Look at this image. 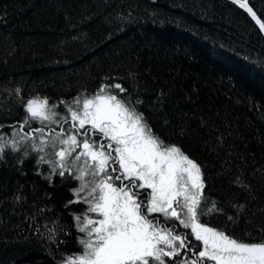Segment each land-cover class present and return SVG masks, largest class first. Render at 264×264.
I'll use <instances>...</instances> for the list:
<instances>
[{
    "label": "trees",
    "instance_id": "1",
    "mask_svg": "<svg viewBox=\"0 0 264 264\" xmlns=\"http://www.w3.org/2000/svg\"><path fill=\"white\" fill-rule=\"evenodd\" d=\"M249 3L264 17V0ZM259 60L264 38L225 0H0V131L24 115L4 88L71 101L94 92L105 76L125 77L120 82L143 99L139 110L154 131L202 165L207 196L225 209L204 221L237 237L259 236L264 70L251 62ZM19 155L0 161V264H61L81 250L73 215L85 206H65L78 182H50L36 153L22 164ZM238 172L250 191L231 183ZM233 201L244 205L234 223L227 220L236 213ZM45 224L59 226L55 243Z\"/></svg>",
    "mask_w": 264,
    "mask_h": 264
},
{
    "label": "snow or ice",
    "instance_id": "2",
    "mask_svg": "<svg viewBox=\"0 0 264 264\" xmlns=\"http://www.w3.org/2000/svg\"><path fill=\"white\" fill-rule=\"evenodd\" d=\"M230 3L247 13L264 36V17L249 0ZM251 62L264 70V60ZM123 79L105 76L94 92L84 90L71 101L26 97L19 86L2 89L6 99L15 97L24 115L8 126V133L0 131V161L19 153L22 164L21 157L36 153L37 164L49 167L50 182L54 176L78 182L65 206H85L73 215L81 250L61 264H264V228L259 236L237 237L204 221L225 209L207 196L202 165L154 131L139 110L143 99ZM164 96L161 90L157 101ZM257 171L264 175V167ZM231 183L250 191L241 172ZM230 203L236 213L227 220L234 223L244 205ZM44 227L55 243L59 226Z\"/></svg>",
    "mask_w": 264,
    "mask_h": 264
},
{
    "label": "water",
    "instance_id": "3",
    "mask_svg": "<svg viewBox=\"0 0 264 264\" xmlns=\"http://www.w3.org/2000/svg\"><path fill=\"white\" fill-rule=\"evenodd\" d=\"M225 1H227L228 3L230 2V0H225ZM234 6H236V5H234ZM237 7V6H236ZM238 8V7H237ZM239 10H241V11H243L242 9H240V8H238ZM244 12V11H243ZM245 13V12H244ZM246 15H247V13H245ZM247 17H248V15H247ZM249 18V20L251 21V19H250V17H248ZM251 22H253V21H251ZM254 23V22H253ZM258 30V29H257ZM263 38H264V36H262Z\"/></svg>",
    "mask_w": 264,
    "mask_h": 264
},
{
    "label": "flooded vegetation",
    "instance_id": "4",
    "mask_svg": "<svg viewBox=\"0 0 264 264\" xmlns=\"http://www.w3.org/2000/svg\"><path fill=\"white\" fill-rule=\"evenodd\" d=\"M181 230V229H180ZM181 231H183V230H181Z\"/></svg>",
    "mask_w": 264,
    "mask_h": 264
},
{
    "label": "rangeland",
    "instance_id": "5",
    "mask_svg": "<svg viewBox=\"0 0 264 264\" xmlns=\"http://www.w3.org/2000/svg\"><path fill=\"white\" fill-rule=\"evenodd\" d=\"M183 231H185V230H183Z\"/></svg>",
    "mask_w": 264,
    "mask_h": 264
}]
</instances>
